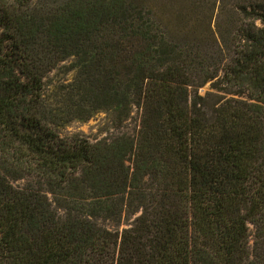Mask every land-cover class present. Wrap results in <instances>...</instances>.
I'll return each mask as SVG.
<instances>
[{"label": "trees", "instance_id": "1", "mask_svg": "<svg viewBox=\"0 0 264 264\" xmlns=\"http://www.w3.org/2000/svg\"><path fill=\"white\" fill-rule=\"evenodd\" d=\"M0 264H264V0H0Z\"/></svg>", "mask_w": 264, "mask_h": 264}, {"label": "rangeland", "instance_id": "2", "mask_svg": "<svg viewBox=\"0 0 264 264\" xmlns=\"http://www.w3.org/2000/svg\"><path fill=\"white\" fill-rule=\"evenodd\" d=\"M69 60H65L59 66L48 73L45 78L46 93L58 91V86L61 83L67 82L73 76V70H67ZM209 82L205 83L198 90V93L205 95L207 91H211ZM51 98V97H50ZM217 97H209L210 103H214ZM140 117V110L133 106L129 115L118 121L115 118V112L112 109H100L95 111L87 119L74 118L68 122L63 123L58 127L61 135L79 134L90 141H97L103 138H108L120 133H135ZM250 228H252L250 226Z\"/></svg>", "mask_w": 264, "mask_h": 264}]
</instances>
